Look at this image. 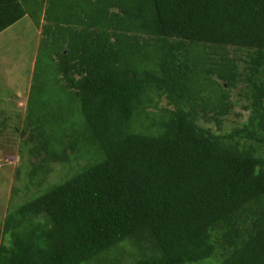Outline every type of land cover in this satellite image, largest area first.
<instances>
[{
  "label": "trees",
  "instance_id": "1",
  "mask_svg": "<svg viewBox=\"0 0 264 264\" xmlns=\"http://www.w3.org/2000/svg\"><path fill=\"white\" fill-rule=\"evenodd\" d=\"M24 17L38 192L0 264H264V0H0V34Z\"/></svg>",
  "mask_w": 264,
  "mask_h": 264
},
{
  "label": "rangeland",
  "instance_id": "2",
  "mask_svg": "<svg viewBox=\"0 0 264 264\" xmlns=\"http://www.w3.org/2000/svg\"><path fill=\"white\" fill-rule=\"evenodd\" d=\"M39 40L40 29L28 17L0 35V226L8 210L38 192L35 188L25 190L27 161L24 159L26 153L20 147L26 95ZM242 93L241 89L230 92L234 109L223 120L222 131H228L246 118L247 113L242 110L246 103L239 95ZM208 128L215 131L214 126ZM62 176V168L55 166L49 183L58 182Z\"/></svg>",
  "mask_w": 264,
  "mask_h": 264
},
{
  "label": "crops",
  "instance_id": "3",
  "mask_svg": "<svg viewBox=\"0 0 264 264\" xmlns=\"http://www.w3.org/2000/svg\"><path fill=\"white\" fill-rule=\"evenodd\" d=\"M4 32H5V31H4ZM4 32H3V33H1L0 35L4 34Z\"/></svg>",
  "mask_w": 264,
  "mask_h": 264
}]
</instances>
